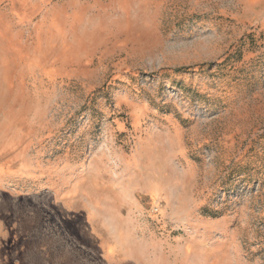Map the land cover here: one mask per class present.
<instances>
[{"label":"rangeland","instance_id":"obj_1","mask_svg":"<svg viewBox=\"0 0 264 264\" xmlns=\"http://www.w3.org/2000/svg\"><path fill=\"white\" fill-rule=\"evenodd\" d=\"M0 264H264V0H0Z\"/></svg>","mask_w":264,"mask_h":264}]
</instances>
